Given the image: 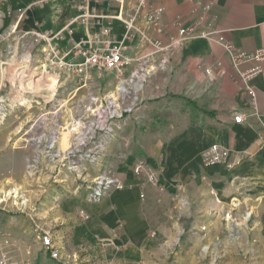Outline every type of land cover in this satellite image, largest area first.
I'll return each mask as SVG.
<instances>
[{
    "label": "crops",
    "instance_id": "crops-1",
    "mask_svg": "<svg viewBox=\"0 0 264 264\" xmlns=\"http://www.w3.org/2000/svg\"><path fill=\"white\" fill-rule=\"evenodd\" d=\"M139 2L0 0V16L4 18V26L10 23L9 28H13L16 19L22 17L20 33L61 32L55 42L65 50L80 41L86 46L95 44L101 30L108 26L110 34L104 38L121 39L126 28L120 16ZM150 5H163L165 8L158 25L152 27L145 20ZM183 25L193 26L197 36L186 40L172 54L166 67L162 62L163 53L156 52L145 36L168 43L171 37L178 35ZM135 26L127 53L134 60L131 66L147 59L139 93L141 106L138 114L142 119L140 123L133 118L127 120L122 136L116 140L117 145L122 148L123 136H139L136 130L145 124L147 133L143 141L149 148L148 160L152 162L157 155L162 156V161L166 158V172L179 164L181 171L198 174L205 169L218 175L225 181L228 195H249L252 200L248 205L250 208L264 194V60L244 61L236 69L223 45L199 37V33L215 29L238 49L253 52L263 48L264 0H147ZM258 65L261 72L246 84L242 73ZM125 75H129V70ZM250 88L255 95L251 94ZM238 112L245 115L243 123L234 121ZM137 144L133 143V155H128L127 162L118 166L125 182L133 180L128 173V164L139 157ZM0 145L6 146L4 133ZM212 145L224 146L234 153L231 166L222 163L204 165L202 152ZM133 194L134 191H129L123 197ZM82 196L60 202V208L53 213L60 221L74 222L76 240L81 235H94L92 222L79 225L77 221H103L105 210L112 201L117 203L114 207L125 209V200H118L116 193L96 203L86 202ZM259 214V221H262V203ZM0 218L6 220V225L13 221L1 211ZM70 228L69 224L61 223L49 230L62 245V252L73 256L77 250L71 252L63 243L66 235H70ZM25 250H22L21 258H27Z\"/></svg>",
    "mask_w": 264,
    "mask_h": 264
},
{
    "label": "rangeland",
    "instance_id": "rangeland-1",
    "mask_svg": "<svg viewBox=\"0 0 264 264\" xmlns=\"http://www.w3.org/2000/svg\"><path fill=\"white\" fill-rule=\"evenodd\" d=\"M21 18L9 28L10 23L4 26V18L0 16V101L8 97L18 105L24 104L23 96L29 99L36 96L35 88H28L32 84H27L26 88L18 76V62L25 49L23 33L18 30ZM32 39L27 37L26 41L32 42ZM33 58L41 59V55L34 54ZM23 88L29 90L24 92ZM41 95L47 99L48 93L45 91ZM35 114V111L16 107L0 122V144L2 133L6 139V146L0 145V211L13 220L7 225L6 220H0V235L11 236L19 243L16 264H37L39 234L61 223L71 226L69 237L66 235L63 241L65 248L71 252L77 250L75 255L86 264H264V194L262 201L256 199L249 208L252 202L249 195H228L225 181L205 169L195 174L181 171L177 164L166 172V158L162 161V156L157 155L152 162L148 160L149 148L143 141L147 133L145 124L137 128L139 136H123L122 148H119L116 140L122 136L123 126L107 144L104 158L90 164L86 175L90 180L110 168L120 176L119 164L127 162L128 155H133V143H138L139 157L128 164L133 180L125 182L122 179L123 188L114 189L96 201L102 202L116 193L118 200H125V209L114 207L117 203L112 201L103 221H77L79 225L92 222L94 235H81L76 240L74 222L60 221L53 213L60 208V202L83 197L85 190L74 193L71 187L74 189L77 181L72 178L60 184L55 182L48 165L46 170L33 176L28 173L33 147L25 146L23 140L29 134L26 135L25 129L18 132L17 126L31 121ZM140 159L159 172L157 183L136 177L134 165ZM15 189L17 197L11 192ZM129 191L134 194L123 197ZM142 192L144 198L140 196ZM261 203L262 221H259ZM24 248L27 258H21Z\"/></svg>",
    "mask_w": 264,
    "mask_h": 264
},
{
    "label": "built area",
    "instance_id": "built-area-1",
    "mask_svg": "<svg viewBox=\"0 0 264 264\" xmlns=\"http://www.w3.org/2000/svg\"><path fill=\"white\" fill-rule=\"evenodd\" d=\"M146 1L140 0L133 9L120 16L126 30L119 40L104 38L110 34L108 26L101 30L95 44L86 46L85 42L80 41L62 50L55 42L61 32H23L22 46L25 49L23 58L18 62L19 81L24 83L26 88L27 84H32V87L28 88H37V81L45 79L46 89L36 92L37 97H32L21 105L8 97L3 98L0 101V122L6 120L9 112L16 107L36 112L31 121L17 126L18 132L25 129L26 135L29 134V137L23 140L25 146L33 147V156L28 159L30 176L49 166L50 175L55 182L60 184L70 178L76 180L77 186L71 189L75 190L74 193L84 189V196L91 202L100 201L112 190L123 188L122 178L110 167L93 180L88 179L86 175L89 174L90 164L104 158L107 144L126 125L128 119L133 118L137 123L141 122L142 118L138 114L141 106L139 93L144 82L147 59L139 61L137 66H131L134 60L127 53V47L132 41L136 21ZM164 10L163 5H150L147 8L145 20L149 27L158 25ZM194 35L193 26L183 25L180 26L178 35L171 37L168 43L149 36H145V40L156 52L163 53L162 62L167 67L172 54L186 40L197 36ZM27 37H32V42L26 41ZM199 37L223 45L236 69L244 61L264 60V47L253 52L238 49L228 43L218 30L203 31L199 33ZM34 54L41 55V59L33 58ZM128 70L129 75H125ZM261 70L258 65L243 72V81L248 84ZM104 72L107 74L104 75ZM28 90L23 88L22 91ZM45 91L48 93L47 99L41 95ZM250 92L255 95L251 88ZM245 120L242 112L234 115L236 123H243ZM63 128L72 132L71 143L66 150H62L60 145ZM233 156L234 153L230 149L212 145L202 152L201 158L204 165L222 163L231 166ZM147 164L144 159L135 163L136 177L157 183L159 172L150 169ZM140 196L144 198L145 194L142 192ZM82 214L87 216L84 212ZM0 240V264H16L18 242L6 234L0 235ZM39 241L40 247L35 257L37 264H86L77 255L64 254L62 245L50 230L41 232Z\"/></svg>",
    "mask_w": 264,
    "mask_h": 264
},
{
    "label": "bare ground",
    "instance_id": "bare-ground-1",
    "mask_svg": "<svg viewBox=\"0 0 264 264\" xmlns=\"http://www.w3.org/2000/svg\"><path fill=\"white\" fill-rule=\"evenodd\" d=\"M33 82H35V80H33ZM37 82H38V84H37L38 86L34 90L35 91V94H37L36 92H42L44 89H46L45 83L47 82V80L45 81V79H41V80H38ZM37 96L38 95H36L35 97H37ZM28 100H29V97L28 96H23L22 99H21L22 103H26ZM71 134H72V132L70 130H66L65 128H63L61 142H60L61 143L60 145H61V149L62 150H66L70 146V143H71V141H70ZM11 192H12V195L14 193H16V195H14V196H16V197L18 196L17 195L18 194L17 189H15L14 191H11Z\"/></svg>",
    "mask_w": 264,
    "mask_h": 264
}]
</instances>
